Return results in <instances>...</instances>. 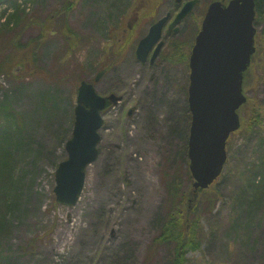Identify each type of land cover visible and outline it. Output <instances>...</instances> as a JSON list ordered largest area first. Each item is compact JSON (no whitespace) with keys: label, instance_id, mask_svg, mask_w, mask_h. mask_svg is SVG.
<instances>
[{"label":"rangeland","instance_id":"obj_1","mask_svg":"<svg viewBox=\"0 0 264 264\" xmlns=\"http://www.w3.org/2000/svg\"><path fill=\"white\" fill-rule=\"evenodd\" d=\"M141 1L0 0V63L10 55L14 41L25 45L43 39L36 69L0 74V105L10 106L9 119L22 124L15 137L25 139L21 153L20 148L15 150L12 158L14 178L21 183L19 208L9 214L0 202V216L5 212L12 221L6 232H0V257L12 264H147L148 248L167 208L162 166L176 154L174 165L186 170L185 139L191 123L187 55L210 0H201L183 19L182 32L162 38L163 42L180 39L186 46L183 59L161 57L153 63L135 57L138 39L154 20L167 12L174 15L180 5L175 0ZM15 12L18 18H10ZM136 15L141 21L134 25ZM127 24L133 25L132 39L120 51L119 38ZM257 27L264 32V21ZM260 32L258 56L247 81L243 127L229 139L222 176L199 194V200L194 199L198 202L190 218L198 223L201 244L188 252V264L264 263V34ZM100 69L108 71L96 83L97 91L114 92L123 99L103 111L99 155L87 168L81 197L75 205L60 204L53 191L55 170L67 157L78 87L82 80H93ZM252 117L257 121L250 123ZM0 122L1 131L7 117L0 115ZM131 151L139 161H148L144 173L133 167L134 162L128 166L126 155ZM171 164L164 173L172 170ZM182 184L193 188L192 179L185 177ZM6 201L10 203V197ZM71 217L81 223L69 225ZM157 248L148 264H174L173 247Z\"/></svg>","mask_w":264,"mask_h":264},{"label":"water","instance_id":"obj_2","mask_svg":"<svg viewBox=\"0 0 264 264\" xmlns=\"http://www.w3.org/2000/svg\"><path fill=\"white\" fill-rule=\"evenodd\" d=\"M198 0L185 3L170 28L188 15ZM255 0H231L226 6L213 0L197 34L190 56L189 107L192 114L188 156L195 177L194 191L207 187L220 174L227 158L226 143L240 127L238 109L246 102L243 72L255 52ZM169 14L153 24L139 43L137 57L145 61L151 47L160 39ZM178 27L175 28V31ZM163 41L159 42L152 60ZM100 71L95 81L103 76ZM122 97L100 95L93 82L83 80L78 89L73 136L66 143L68 157L55 172L54 192L59 203L74 205L86 181V168L99 154L102 110L107 102ZM131 112V111H130ZM197 194L189 198L194 200ZM192 198V199H191Z\"/></svg>","mask_w":264,"mask_h":264},{"label":"trees","instance_id":"obj_3","mask_svg":"<svg viewBox=\"0 0 264 264\" xmlns=\"http://www.w3.org/2000/svg\"><path fill=\"white\" fill-rule=\"evenodd\" d=\"M148 0H145L147 2ZM149 5V3H148ZM257 5V22L264 21V0H256ZM18 13L16 12L11 15L10 18H18ZM49 29V28H48ZM47 30V29H46ZM262 35L264 32L261 30L260 32ZM114 40H118L113 37ZM42 37H38L37 39L31 40L30 42L26 43L25 45H21V43L14 41L10 45V55L6 56L4 62L0 63V74H8L12 72L14 69H27L28 67L32 66L34 69L38 66V55H37V48L42 42ZM129 41L126 42L122 48H126ZM76 44L70 42V45ZM192 45V42H191ZM189 45V49L191 47ZM182 43L180 41H173L171 45V55L172 59L178 58V60L183 59L182 55ZM121 51V50H120ZM258 56L257 53L253 56V64L251 67V74H253V66L255 65L256 59ZM116 62L118 59L116 57L113 59ZM250 75V74H249ZM260 80L257 78V83ZM247 106V105H246ZM243 107V110L245 107ZM10 106L7 107L5 103L0 105V115L6 116L8 119L7 124L3 129L0 131V202H4L6 204V212L9 214L12 211L19 208V201L20 195L17 193L19 189L20 182L14 178L13 174V162H14V153L15 150L21 153V149L25 145V139L15 137V134L21 130L22 124L19 125L15 124L14 121L9 119L11 117L9 112ZM257 121L256 117H252L251 122ZM242 122H244V117L242 116ZM1 123V122H0ZM188 135V134H187ZM15 138V141L13 139ZM185 155L187 159V136L185 139ZM177 159V155L174 154L173 159L169 160L166 159L165 164L162 166L163 170L160 174L161 182L166 191V212L161 219L160 229L158 231V235L153 239L152 243L148 248L149 258L153 255L154 250H157L158 246H171L174 248V264H188L190 262V258L187 256L189 251L197 250L200 247L201 240L199 237V227L196 220L195 222L191 221L189 217V221L187 222V215L185 212L184 207L186 206L187 199L185 197L186 190L184 189L185 186L182 184L183 178H188L190 180L189 170L187 165L184 167L186 168L185 171L179 169L177 165H174V161ZM185 159V161H186ZM173 161L174 167L171 171L164 173V168H166L167 164L172 166L171 162ZM184 161V162H185ZM188 163V159L186 161ZM185 164V163H184ZM172 172V173H171ZM6 193L7 198L10 197L11 202L7 204V198H5ZM8 193H11L8 195ZM244 204V203H243ZM195 210V209H194ZM193 213V212H192ZM7 215L5 212L2 213L0 216V232L4 230L6 232V228L9 229L11 227L12 221L7 219ZM235 230H240V223L235 226ZM148 258V261H149ZM0 261L4 264H12L8 259L0 257ZM147 261V264H148ZM264 264V263H262Z\"/></svg>","mask_w":264,"mask_h":264},{"label":"bare ground","instance_id":"obj_4","mask_svg":"<svg viewBox=\"0 0 264 264\" xmlns=\"http://www.w3.org/2000/svg\"><path fill=\"white\" fill-rule=\"evenodd\" d=\"M129 150H132V147H129ZM133 152H134V151L128 152L127 155H126V159H127V164H128V166H129V163L134 162V163H133V167L138 168L137 170H139V171H141L142 173H144L145 170L147 169L146 166H147L148 161H147L146 163L139 161V158H136V157L133 155ZM70 220H71V222H68V221H67V222L69 223V225H70V224H71V225H74V226L79 225V222H80V219H79V218L71 217ZM80 223H81V222H80ZM115 233H116V231L113 232V235H115ZM59 241H60V239L57 240V242L55 243V246H58Z\"/></svg>","mask_w":264,"mask_h":264},{"label":"flooded vegetation","instance_id":"obj_5","mask_svg":"<svg viewBox=\"0 0 264 264\" xmlns=\"http://www.w3.org/2000/svg\"><path fill=\"white\" fill-rule=\"evenodd\" d=\"M181 1H182L181 3H178V4L176 3L177 6L180 5V8H181V6L183 5V3H184L186 0H181ZM222 1H223V2H226L227 0H222ZM170 22H171V20H170ZM170 22H168V27H169V25H170ZM166 25H167V24H166ZM179 31H181V32L183 31L182 28H181V25H180V27H179ZM173 32H174V31L170 30L169 28L164 29L162 38H163V39L166 38V35H168V37H169L170 34H174ZM165 33H166V34H165ZM138 42H139V41H138ZM171 42H172V38H171V37H170V39L168 38L167 40L164 41V44H163V46H162V48H161V51H160V53H159L157 59H160L161 57H165V58L167 57V54H168L167 50L170 48ZM136 46H137V45H136ZM153 49H154V48H153ZM152 51H153V50H152ZM135 53H136V48L134 49V55H135ZM151 56H152V52L149 53L147 60H150ZM157 59H156V60H157Z\"/></svg>","mask_w":264,"mask_h":264}]
</instances>
